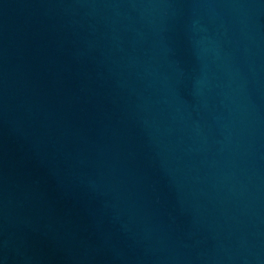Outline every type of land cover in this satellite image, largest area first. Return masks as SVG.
Listing matches in <instances>:
<instances>
[{"label": "water", "instance_id": "1", "mask_svg": "<svg viewBox=\"0 0 264 264\" xmlns=\"http://www.w3.org/2000/svg\"><path fill=\"white\" fill-rule=\"evenodd\" d=\"M0 264H264V0H0Z\"/></svg>", "mask_w": 264, "mask_h": 264}]
</instances>
